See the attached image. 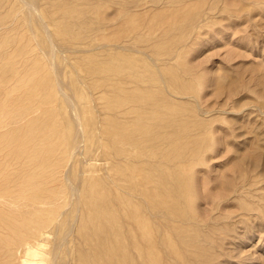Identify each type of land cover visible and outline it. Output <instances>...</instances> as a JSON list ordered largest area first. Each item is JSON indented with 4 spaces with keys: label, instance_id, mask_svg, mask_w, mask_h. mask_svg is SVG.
<instances>
[{
    "label": "rangeland",
    "instance_id": "rangeland-1",
    "mask_svg": "<svg viewBox=\"0 0 264 264\" xmlns=\"http://www.w3.org/2000/svg\"><path fill=\"white\" fill-rule=\"evenodd\" d=\"M19 1L0 0V20L13 12L0 23V92L27 70L29 105L8 128L39 165L8 168L0 141V264H21L37 242L48 264H102L113 248L107 264H126L123 239L129 264H264V0ZM87 198L113 215L96 221L102 240ZM140 214L156 228L149 249L133 237Z\"/></svg>",
    "mask_w": 264,
    "mask_h": 264
},
{
    "label": "bare ground",
    "instance_id": "bare-ground-1",
    "mask_svg": "<svg viewBox=\"0 0 264 264\" xmlns=\"http://www.w3.org/2000/svg\"><path fill=\"white\" fill-rule=\"evenodd\" d=\"M12 1H16V0H11V2ZM29 1V0H28ZM3 2H5V1H3ZM6 2H8V1H6ZM30 2H32V1H30ZM18 3V2H17ZM17 3L15 4V3H13L14 5H17ZM6 4V3H5ZM19 5H17V6H19L20 7V9H21V5L22 6H26V5H28V2L26 1V0H22V3L20 4V1H19V3H18ZM7 5V4H6ZM11 5V4H10ZM4 6V5H3ZM12 6V5H11ZM0 7H1V5H0ZM10 7V6H9ZM8 7V8H9ZM18 7V8H19ZM32 7V6H31ZM8 8H7V10H8ZM15 8V7H14ZM14 8H13V10H14ZM17 8V7H16ZM186 8V7H185ZM0 9H2V8H0ZM12 9V8H11ZM11 9H9L8 11L6 10V8H5V10L8 12V15L10 14H12V13H9V11L11 12ZM38 9V8H37ZM189 9V8H188ZM190 9H191V7H190ZM17 10V9H16ZM19 10V9H18ZM18 10H17V12H18ZM26 10H27V8H26ZM2 11V10H1ZM3 11H4V9H3ZM6 11H4L3 13H5ZM29 12H30V10H28ZM28 11H26V13L28 12ZM66 11V10H65ZM174 11V10H173ZM28 12V13H29ZM15 13V12H14ZM2 14V13H1ZM21 14V13H20ZM9 15V16H10ZM176 15H177V13H176ZM175 15V16H176ZM2 15H0V17H1ZM9 16H5L6 17V19H8L9 18ZM13 16H15V14H13ZM22 16H24L25 18H26V14H24V15H22ZM22 16H19V18H20V20L22 21H25V19H24V17L22 18ZM174 16V17H175ZM4 17V16H3ZM5 17L3 18V20H5ZM29 17V16H28ZM38 17V16H37ZM15 18V17H14ZM22 18V19H21ZM30 18H31V16H30ZM34 18H35V16H34ZM176 18V17H175ZM12 19H13V17H12ZM38 19H39V17H38ZM191 19V18H190ZM3 20H0V23H1V21H3ZM17 20H19V19H17ZM12 23L13 22H15V21H13V20H10ZM10 21L8 20V24L10 23ZM20 21V22H21ZM27 21V20H26ZM31 21V20H30ZM30 21H29V23H30ZM186 21H188V20H186ZM190 21V20H189ZM7 22V21H6ZM41 22H43L42 20H41ZM185 22V21H184ZM191 22H192V20H191ZM17 23H18V21H17ZM31 23H32V21H31ZM40 23V22H39ZM189 23V22H188ZM14 24V23H13ZM16 24V23H15ZM25 24H27L26 22H25ZM18 25V24H17ZM23 25H24V23H23ZM23 25H21V26H23ZM30 25H32V24H30ZM30 25H28V26H30ZM13 27L15 26V25H12ZM7 26H5V28H6ZM30 27H32V26H30ZM10 28V27H9ZM16 28V27H15ZM8 29V28H7ZM11 30V29H10ZM26 31V30H25ZM37 31V30H36ZM4 33H6V31H4L3 33H1V36H2V34H4ZM9 33V32H8ZM22 34V33H21ZM9 35V34H8ZM8 35H7V38H8ZM20 36H22V35H20ZM26 37V36H25ZM6 38V39H7ZM188 38V37H187ZM22 39H24V36H23V38ZM22 39H21V41H22ZM26 39V38H25ZM13 40V39H12ZM8 55V54H7ZM10 56V55H9ZM10 66V65H9ZM22 67L24 68V67H26V65L24 64V66L22 65ZM21 67V68H22ZM26 69H27V67H26ZM9 70V69H8ZM7 71V70H6ZM22 71V70H21ZM23 71H24V69H23ZM9 72V71H8ZM26 73H27V70H26ZM26 73L25 72H21V74H19V76L18 75H12L8 80H6L7 82L9 81H11L10 83H12L11 85H10V87H8L9 85H8V83H6L7 84V87H8V89H6V91H2V89H1V92H0V129H3V128H8L12 123H13V120L14 119H16V118H14L13 119V117H14V115L11 117L10 116V113H11V109H14V106H15V108L17 107H19V109H22V111H25V110H27V106L29 105L28 103H27V101L28 100H30V98L29 97H31V95H29L28 94V91H27V93L26 92H24L23 90V87H25L26 85H27V81L29 80V77L28 76H26ZM36 73V72H35ZM9 74H10V72H9ZM1 75H3V73L1 74ZM4 75H5V73H4ZM6 75L8 76V74L6 73ZM5 75V76H6ZM7 76L6 77H2V78H4V79H6L7 78ZM0 77V78H1ZM27 77H28V79H27ZM3 80V79H2ZM31 80V79H30ZM40 82H41V80H40ZM28 83H29V81H28ZM30 83L32 84V81H30ZM29 83V84H30ZM39 83V82H38ZM2 83H0V85H1ZM5 84V85H6ZM34 84V83H33ZM1 86H4V84L3 85H1ZM34 86V85H33ZM26 88V87H25ZM23 89V90H22ZM29 89V88H28ZM35 89V88H34ZM42 89V88H41ZM4 90V89H3ZM40 91V90H39ZM174 91V90H173ZM34 92V91H33ZM30 94H31V92H29ZM37 93H35V95H36ZM41 94V93H40ZM34 96V94L32 93V97ZM36 97H37V95H36ZM40 98L42 97V95L41 96H39ZM124 97H126V95L124 96ZM123 97V98H124ZM34 98H35V96H34ZM128 98V97H127ZM28 99V100H27ZM37 98H35V100H36ZM138 99V98H137ZM38 101V106L40 107L41 106V103L43 102V101H39V99H37ZM125 100H126V98H125ZM129 100L127 99V102H128ZM139 101H141V100H139ZM37 102H36V104H37ZM121 102V101H120ZM138 102V101H137ZM122 103V102H121ZM129 103V102H128ZM127 103V104H128ZM136 103V102H135ZM139 103V102H138ZM43 104V103H42ZM123 104V103H122ZM126 104V105H127ZM118 106V105H117ZM119 107V106H118ZM121 107V106H120ZM19 109H15V111H12V112H16V110H19ZM10 111V112H9ZM14 114V113H13ZM22 114V113H21ZM12 115V114H11ZM19 115H20V113H19ZM27 114H26V112H23V114H22V116H20L21 118H20V120H18V121H23L27 116H26ZM16 116V115H15ZM141 116V115H140ZM19 117V116H18ZM19 119V118H18ZM12 121V122H11ZM5 126V127H4ZM137 128V127H136ZM135 128V129H136ZM141 128V127H140ZM145 128V127H144ZM24 129V128H23ZM28 129V128H27ZM138 129H139V127H138ZM17 130V129H16ZM141 130V129H140ZM18 131H19V129H18ZM40 131H41V128H40ZM142 131H144L143 129H142ZM141 131V132H142ZM14 132H15V130H14ZM20 132V137H19V139L20 138H22L23 140H18V141H16L15 143L13 142H11V135H10V133H11V129H7V132L6 133H4V134H2V133H0V141H4L3 139V137H5V142L3 143V142H1V143H3L4 144V151H5V154H4V156H3V162H4V165H6L8 168H9V165H10V163H11V161L13 160V159H15V161H18V165H17V167L18 166H22L23 168L25 167V168H27V169H31L33 166H34V168H33V170H35L36 168H35V165L37 166V164L39 165V163H35V165H32L30 168H29V165H31L32 164V159H31V155H33V154H31V153H29V150H28V143L29 142H27L26 141V139H27V137H26V135H24L23 134V136H25L26 138H25V140H24V138H23V136L21 137V133L23 132V131H19ZM19 132H18V134H19ZM25 132H27V130L25 131ZM16 133V132H15ZM28 134V133H27ZM139 134H141V133H139ZM10 135V136H9ZM12 135H13V132H12ZM152 135V134H151ZM158 135H160L159 133H157V137H158ZM14 136H15V134H14ZM28 136V135H27ZM7 137V138H6ZM18 137V136H17ZM152 137H155L154 135L152 136ZM13 139V138H12ZM14 139H15V137H14ZM14 139L12 140V141H14ZM29 139V138H28ZM27 139V140H28ZM31 139V138H30ZM158 140H159V138H158ZM35 141V140H34ZM33 141V142H34ZM40 142H42V140L40 139L38 142H36L39 146H41V145H43V142L41 143V144H39ZM0 143V144H1ZM34 144V143H33ZM31 145V144H30ZM35 147V146H34ZM30 148V147H29ZM42 148V147H41ZM207 148V147H206ZM31 149V148H30ZM36 149H38V148H36ZM35 149V150H36ZM32 150H34V149H31V151L30 152H32L33 153V151ZM197 150V149H196ZM3 151V152H4ZM39 151V150H38ZM46 151H47V149H46ZM3 152H2V154H3ZM43 152H45V149H44V151ZM42 152V153H43ZM48 152V151H47ZM34 153H35V151H34ZM0 154H1V152H0ZM31 154V155H30ZM39 154V153H38ZM49 155L50 156H52L51 155V152L49 153ZM41 156V155H40ZM46 156H48V154L46 155ZM34 157V156H33ZM32 157V158H33ZM42 157H43V155H42ZM1 158V157H0ZM35 158V157H34ZM44 158V157H43ZM42 158V159H43ZM40 159V160H39ZM38 159V161L37 162H40L42 159L41 158H39ZM35 160V159H34ZM49 160H50V158H49ZM31 161V164L29 163ZM36 162V161H35ZM49 162V161H48ZM45 163V162H44ZM51 163V162H50ZM41 164V163H40ZM48 164L49 163H47L46 164V166H48ZM190 164V163H189ZM12 165H13V163H12ZM50 165V164H49ZM188 165V164H187ZM42 166V165H41ZM4 166H1V168H3ZM15 167H16V165H15ZM16 167V168H17ZM10 168H12V167H10ZM20 168V167H19ZM18 168V170H22V169H19ZM25 168L23 169V170H25ZM47 168H49V167H47ZM51 168V167H50ZM49 168V169H50ZM6 169V168H5ZM44 169V171L46 172V169L45 168H43ZM1 170H4V169H0V171ZM15 170V169H14ZM32 170V171H33ZM37 170H39L40 171V169H37ZM41 170H42V168H41ZM5 171V170H4ZM3 171V172H4ZM28 171V170H27ZM32 171H30V172H32ZM36 171V170H35ZM136 171V170H135ZM7 172V171H6ZM18 172V171H17ZM21 172V171H20ZM22 172H24V171H22ZM26 172V171H25ZM30 172H26V174L28 173H30ZM39 174H40V172H38ZM37 173V174H38ZM43 173V172H42ZM47 173V172H46ZM17 175H20L19 177H22V176H24V175H21V173H16ZM25 174V175H26ZM28 174H27V176H28ZM33 174V173H32ZM165 174V173H164ZM34 175L36 176V174H33V177H34ZM9 176V175H8ZM27 176H26V178H27ZM31 176V175H30ZM38 177H40V175H37ZM36 176V177H37ZM49 176V175H48ZM165 176V175H164ZM19 177H17V178H19ZM29 177V176H28ZM149 177V176H148ZM8 178V177H7ZM9 178H10V176H9ZM25 178V177H24ZM25 178V179H26ZM30 178H32V176L30 177ZM41 178V177H40ZM47 178V177H46ZM142 178V177H141ZM152 178V177H151ZM16 179V178H15ZM21 179V178H20ZM19 179V180H20ZM42 179H45V178H42ZM19 180H17V182L19 181ZM141 180V179H140ZM139 180V181H140ZM22 181V180H21ZM43 182H44V180H42ZM147 182H148V180H146ZM159 181V180H158ZM158 181H156V182H158ZM14 182V181H13ZM20 182V181H19ZM24 182H25V180H24ZM23 182V183H24ZM150 182V181H149ZM187 182H188V180H187ZM10 183H12L11 181H10ZM16 183V182H15ZM44 183H46V181L44 182ZM143 183H144V181H143ZM152 183V182H151ZM189 183V182H188ZM25 184H26V182H25ZM25 184L23 185V186H25ZM145 184V183H144ZM144 184H141V185H144ZM147 184V183H146ZM160 184H162V182H160ZM45 185V184H44ZM43 185V186H44ZM137 185V184H136ZM140 185V184H139ZM150 185H152V184H149L148 186H150ZM188 185H190V184H188ZM106 187H108V186H106ZM186 187V186H185ZM190 187V186H189ZM1 188V187H0ZM137 188H139V187H137ZM136 188V189H137ZM145 188H147L146 186H145ZM163 188V187H162ZM166 188V187H165ZM180 188V187H179ZM108 189H110V188H108ZM144 189V188H143ZM142 189V190H143ZM148 189V188H147ZM182 189V188H181ZM191 189V188H190ZM6 190H8V189H6ZM9 190H10V188H9ZM138 190V189H137ZM175 190V189H174ZM173 190V191H174ZM184 190H186V188L184 189ZM184 190H183V192H184ZM41 191V190H40ZM105 191V190H104ZM111 190H109V192H110ZM147 191V190H146ZM160 191H162V190H160ZM99 192V191H98ZM101 192H102V190H101ZM152 192V191H151ZM164 192H165V189H164ZM177 192V194H181V192H179L178 193V191H176ZM112 193V192H111ZM140 194H141V192H139ZM160 193V192H159ZM161 193H163V192H161ZM160 193V194H161ZM170 193V192H169ZM169 193H167V194H169ZM173 193V192H172ZM190 193V192H189ZM193 193V192H192ZM72 194H73V191H72ZM139 194V196L141 197V195ZM194 194V193H193ZM192 194V195H193ZM75 195V194H74ZM89 196H90V198H92L91 197V195L90 194H88ZM88 195L86 196V194L84 195V196H86V197H88ZM101 195V194H100ZM138 195V194H137ZM144 195H145V192H144ZM153 195V194H152ZM163 195V194H162ZM174 195V194H173ZM173 195H171L172 197H174ZM185 195V194H184ZM183 195V196H184ZM73 196V195H72ZM80 196V195H79ZM82 196V195H81ZM84 196H82V197H80V198H86V197H84ZM115 196V195H114ZM122 196V195H121ZM147 196V195H146ZM151 196V195H150ZM160 196V195H159ZM164 196H165V193H164ZM167 196V195H166ZM177 196V195H176ZM101 197H103V195L101 196ZM119 197V196H118ZM168 197V196H167ZM180 197H181V195H180ZM117 198V197H116ZM125 197H123L122 199H124ZM144 198H146V197H144ZM152 198H154V197H152ZM157 198V197H156ZM182 198H184V197H182ZM187 198V197H186ZM189 198V197H188ZM88 199L89 198H87V202H86V204L88 203V207L90 208V209H88V211H87V222H90V223H92L93 222V226H94V230H93V232H92V234H91V236L92 237H95V238H97L96 240H98L99 239V237H100V239L102 240V238L101 237H104V236H101V234H102V231H104L103 229H102V227L99 225V223L98 222H96V221H99L98 220V218L100 217L101 218V216H107L108 217V219H109V217H110V219H112L113 218V215H112V213H111V210L109 211H107L106 213L104 212L103 214L104 215H102L101 213H98V209L100 208H98L97 206H99V205H96V208H98L97 210H96V208H95V206H92V204L93 205H95L96 203L95 202H92V201H90V199H89V202H88ZM96 199V198H95ZM112 199H114V197H112ZM127 199V198H126ZM126 199H125V201H126ZM147 199V198H146ZM149 200H150V197L148 198ZM161 199H162V197H161ZM167 199V198H166ZM175 199V198H174ZM181 199V198H180ZM78 200H79V198H78ZM82 200V199H81ZM83 200H85V199H83ZM107 200V199H106ZM157 200V199H156ZM159 200V199H158ZM171 200V199H170ZM191 200V199H190ZM117 201H118V199H117ZM155 201V200H154ZM165 201V200H164ZM183 201V200H182ZM194 201V200H193ZM97 202V201H96ZM114 202H116V200L114 201ZM122 202V201H121ZM140 202H141V200H140ZM149 202V201H148ZM147 202V203H148ZM159 202V201H158ZM170 202V201H169ZM175 202V201H174ZM179 202V201H178ZM101 203V202H100ZM100 203H98V204H100ZM110 203V202H109ZM109 203H108V205H109ZM111 203H112V200H111ZM123 203V202H122ZM142 203V202H141ZM149 203H152V201L151 202H149ZM156 203V202H155ZM165 203V202H164ZM181 203V202H180ZM103 204V203H102ZM163 204V203H162ZM166 204V203H165ZM169 204V203H168ZM172 204V203H171ZM186 205L188 204L187 202L185 203ZM80 205V204H79ZM104 205V204H103ZM149 205H151V204H149ZM155 205V204H154ZM159 205V204H158ZM157 205V206H158ZM82 206H83V204H82ZM87 206H86V208H87ZM125 206V205H124ZM143 206V205H142ZM145 206V205H144ZM144 206H143V208H144ZM160 206H162V205H160ZM170 206V205H169ZM108 207V206H107ZM119 207V206H118ZM123 207V206H122ZM125 207H127V206H125ZM137 207V206H136ZM150 207V206H149ZM163 207V206H162ZM161 207V208H162ZM109 208V207H108ZM113 208V207H112ZM134 208V207H133ZM175 208V207H174ZM192 208V207H191ZM75 209V208H74ZM110 209V208H109ZM117 209V208H116ZM119 209V208H118ZM129 209V208H128ZM156 209H157V207H156ZM164 209V208H163ZM87 210V209H86ZM106 210V209H105ZM119 210H121V209H119ZM132 210V209H131ZM134 210V209H133ZM158 210V212H159V209H157ZM162 210V209H161ZM100 211V210H99ZM114 211V210H113ZM153 211V209L151 210V212ZM179 212V211H178ZM188 212V211H187ZM50 213V212H49ZM86 213V212H85ZM121 213V212H120ZM126 213H128V212H126ZM157 213V212H156ZM180 213H181V211H180ZM190 213V212H189ZM124 214H125V212H124ZM147 214V213H146ZM154 214V213H153ZM159 214H162V213H160L159 212ZM165 214V213H164ZM163 214V215H164ZM52 215V214H51ZM158 215V214H157ZM180 215V214H179ZM50 216V215H49ZM122 216V215H121ZM145 216V215H144ZM151 216H152V214H151ZM191 216V215H190ZM198 216V215H197ZM129 217V216H128ZM147 217H149V216H147ZM193 217V216H192ZM199 217V216H198ZM46 218V217H45ZM48 218V217H47ZM52 218V217H51ZM50 218V219H51ZM118 218V217H117ZM123 218V217H122ZM121 218V219H122ZM126 218V217H125ZM149 218H151V217H149ZM148 218V219H149ZM153 218L154 217H152V221H153ZM158 218V217H157ZM159 218H161V217H159ZM179 218H181L180 216H179ZM184 218V217H183ZM189 218V217H188ZM44 219V218H43ZM42 219V220H43ZM109 219V220H110ZM124 219V218H123ZM46 220V219H45ZM52 220V219H51ZM84 220V219H83ZM125 220V219H124ZM124 220H122L123 222H124ZM184 220V219H183ZM104 221V220H103ZM127 221V220H126ZM125 221V222H126ZM46 222H47V220H46ZM46 222H42L43 223V225L45 226V224H47ZM84 222H86V221H84ZM86 222V223H87ZM100 222V221H99ZM130 222V221H129ZM159 222V221H158ZM165 222V221H164ZM168 222H170L169 220H168ZM35 223V222H34ZM41 223V222H40ZM103 223H105V222H103ZM132 223H133V221H132ZM167 223V222H166ZM165 223V224H166ZM191 223V222H190ZM54 224V223H53ZM53 224H52V226H53ZM82 224H84V223H82ZM81 224V225H82ZM114 224V223H113ZM116 224V223H115ZM196 224V223H195ZM37 225H40V224H37ZM58 225V224H57ZM62 225V224H61ZM85 225V224H84ZM83 225V226H84ZM87 225V224H86ZM125 223H124V226L123 227H125ZM127 225H128V223H127ZM133 225V224H132ZM134 225L136 226V231H135V233H133V237L135 238V240L138 242V238L139 237H141V240H143V241H145L146 243L145 244H148V246L147 245H145V246H147L146 248H148L149 247V244H151L152 245V243H153V238H154V236H155V231H156V228L150 223V221H148L145 217H143V216H141V214L139 215V216H137L135 219H134ZM212 225V224H211ZM211 225H208V227H209V229H210V226ZM41 226V225H40ZM39 226V230H40V228L42 229V227H40ZM47 226H50L51 227V225H50V223L47 225ZM46 226V227H47ZM90 226V225H89ZM104 226H105V224H104ZM135 226H133V227H135ZM178 226V225H177ZM182 226H183V224H182ZM195 226V225H194ZM213 226V225H212ZM212 226H211V228H212ZM38 227V226H37ZM57 227V226H56ZM55 227V228H56ZM112 227V226H111ZM171 227V226H170ZM191 227V226H190ZM198 227H200V226H198ZM207 227V226H206ZM208 227L207 228H205L204 230H206V229H208ZM60 228V227H59ZM84 229L85 228H87V227H83ZM114 228H116L115 226H114ZM114 228H113V230H114ZM126 228V227H125ZM44 229H45V227H44ZM107 229H109V231H110V229L111 228H108L107 227ZM117 229V228H116ZM129 229V228H128ZM135 229V228H134ZM190 229V228H189ZM193 229V228H192ZM196 229V228H195ZM214 229H215V227H214ZM39 230H37L38 232H39ZM46 230V229H45ZM57 230H59V229H57ZM80 230L82 231L83 229H81L80 228ZM113 230H112V233H114L113 232ZM130 230V229H129ZM129 230H128V232H129ZM200 230H202V229H200ZM203 230V232H206V231H204ZM36 230L34 231V232H37ZM80 231V232H81ZM85 231V230H84ZM83 231V232H84ZM108 231V232H109ZM117 230H115V232H116ZM119 231V230H118ZM126 231V230H125ZM214 230H212L210 233H212ZM105 232V231H104ZM158 232V231H157ZM163 232H164V230H163ZM166 232V231H165ZM200 232V231H199ZM202 232V233H203ZM59 233V232H58ZM87 233V232H86ZM112 233H111V235H109V236H112ZM195 233H197V232H195ZM43 233L41 232V235H42ZM82 234V233H81ZM117 234H118V232H117ZM126 234V233H125ZM131 234V233H130ZM162 233H160V235H161ZM201 234V233H200ZM206 234V233H205ZM34 235V234H33ZM87 235V234H86ZM85 235V236H86ZM119 235H121V234H119ZM132 235V234H131ZM165 235V234H164ZM196 235V234H195ZM198 233H197V237H198ZM202 235V234H201ZM200 235V236H201ZM210 235H212V234H209V237H210ZM38 236V235H37ZM63 236V235H62ZM118 236V235H117ZM127 236H129V235H127ZM173 236V235H172ZM193 236V235H192ZM87 237H89V236H87ZM86 237V239L87 240H89L90 238H87ZM108 237V236H107ZM126 237V236H125ZM197 237H195V239H199V238H201V237H199V238H197ZM206 237V236H205ZM204 237V235H203V239L205 238ZM33 238V237H32ZM43 238H45L46 239V237H43ZM111 238V237H110ZM127 238V237H126ZM27 240H29V238H26ZM37 239V238H36ZM63 239V238H62ZM85 239V238H84ZM92 239V238H91ZM112 239V238H111ZM121 239V238H120ZM193 239H194V237H193ZM193 239H191V240H193ZM193 240V242L195 243V244H199V243H201L200 242V240H199V242L197 241V240ZM202 239V238H201ZM210 239V238H209ZM105 240V239H104ZM110 240V239H109ZM116 240V239H115ZM140 240V239H139ZM38 241V240H37ZM36 241V242H37ZM92 241V240H91ZM205 241V240H204ZM208 241V240H207ZM211 241V240H210ZM22 242H24L25 243V241L23 240ZM22 242H20V247H22L21 246V243ZM29 242V241H28ZM34 242H35V239H34ZM33 242V243H34ZM100 242V241H99ZM97 243V245H96V248H97V250H96V252H98V247H101V244L103 245L104 244V242H102L101 244L100 243ZM116 242V241H115ZM156 242H157V240H156ZM206 242V241H205ZM212 242H214V241H212ZM44 243V242H43ZM43 243H39V242H37V244L36 245H31V244H26V247H25V251H24V255H23V257L21 258V264H48V263H46V260H45V258L44 257H40L41 256V253L39 252L40 251V249L42 248V247H44V245L46 246V244H43ZM91 243V242H90ZM89 243V244H90ZM130 243V241H128V239H123V241H122V244L123 245H121L122 246V248L120 249V251L118 252V255H119V253L121 254V258H123L124 259V262L126 263V264H129V259H127V257H129V249H128V247H129V244ZM140 243V242H139ZM94 244H96L95 242H94ZM113 244H115V243H113ZM198 244H197V246H198ZM214 244V243H213ZM19 245V244H18ZM93 245V244H92ZM109 245V243L107 244V245H105V246H108ZM200 245H202V244H200ZM104 246V245H103ZM104 246V247H105ZM130 246H132V245H130ZM142 246H143V244H142ZM141 246V247H142ZM145 246H144V249H145ZM178 246V245H177ZM194 246V245H193ZM203 246V245H202ZM17 248L19 247V246H16ZM19 247V248H20ZM55 247H57V246H55ZM61 247V246H60ZM91 247V246H90ZM109 247V246H108ZM108 247H106V248H108ZM154 247V246H153ZM15 248V247H14ZM59 248V247H58ZM203 248V247H202ZM94 249V248H93ZM102 250L104 249L103 247L101 248ZM134 249H135V252L137 253L136 254V256H137V258H142L141 257V250H140V248H139V246H138V243L135 245V247H134ZM149 249V248H148ZM61 250V249H60ZM113 250H114V248H113ZM113 250H112V252L108 249H105V250H103V252L101 253L100 252V254H103V255H101V259H102V264H107V263H109V261H111V260H109L110 259V257L112 256V254H113ZM146 250V249H145ZM197 250V249H196ZM47 251V250H46ZM82 251V250H81ZM133 251V250H132ZM147 251V250H146ZM52 252V251H51ZM134 252V253H135ZM145 252V251H144ZM155 252V251H154ZM183 252V251H182ZM83 253V252H82ZM93 253V252H92ZM91 254V253H90ZM146 253H144V255H145ZM152 254H153V252H152ZM176 254H178V255H181L182 256V254H180V253H176ZM57 255V254H56ZM83 255V254H82ZM94 255H95V252H94ZM98 254H96V256H97ZM59 256V255H58ZM57 256V257H58ZM92 256V255H91ZM90 256V257H91ZM95 256V257H96ZM135 255L133 254V257H134ZM89 257V256H88ZM113 257V256H112ZM52 258V257H51ZM53 258H56V257H53ZM57 259V258H56ZM112 259V258H111ZM51 260H54V259H51ZM86 260V259H85ZM118 259H116V261H117ZM57 261V260H56ZM55 261V262H56ZM84 261V260H83ZM95 261V263H96V261L97 260H94ZM94 261H90V263H89V260L88 261H85L84 263L85 264H91V263H93ZM99 261V260H98ZM138 261H140V260H138ZM58 262V264H59V261H57ZM16 263V262H15ZM54 263V262H53ZM61 263V262H60ZM134 263V262H133ZM115 264H117V263H115Z\"/></svg>",
    "mask_w": 264,
    "mask_h": 264
}]
</instances>
